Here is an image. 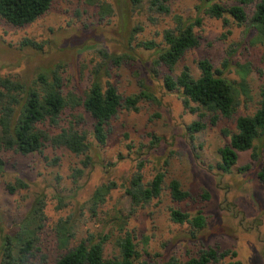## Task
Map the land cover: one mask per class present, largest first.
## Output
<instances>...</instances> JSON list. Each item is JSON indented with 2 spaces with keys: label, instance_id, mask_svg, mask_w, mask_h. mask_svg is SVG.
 <instances>
[{
  "label": "rangeland",
  "instance_id": "obj_1",
  "mask_svg": "<svg viewBox=\"0 0 264 264\" xmlns=\"http://www.w3.org/2000/svg\"><path fill=\"white\" fill-rule=\"evenodd\" d=\"M257 2L244 6L247 19L242 25L229 14L209 17L201 0H166L168 12L151 9L150 0H143L141 8L127 0H52L29 24L14 26L0 18V76L32 85L40 71L58 65L64 92L82 93L99 80L114 85L122 98L146 94L137 110L121 107L111 118L103 145L92 135L94 120L87 112H64L62 126L72 123L86 133L87 166L83 155L62 148L45 147L28 155L0 150V245L41 199L44 219L32 264H53L87 240H103V256L112 258L119 254L117 240L127 234L141 255L137 264H178L207 247L236 252L233 258L209 264H264V184L257 179L264 137L254 142V150L238 152L228 172L217 168L218 149L229 141L223 131L236 132V118L255 112L264 87V39L251 21ZM191 23L199 45L170 70L155 64L165 46V31ZM150 43L154 46L148 47ZM201 59L235 83L231 118L203 109L190 112L181 93L165 87L164 75L176 76L185 67L198 77ZM194 121L205 127L190 133L187 126ZM158 171L165 174L161 195L135 206L126 193L131 179L138 174L148 183ZM17 179L26 186L10 193L6 186ZM171 179L180 182L188 197H170ZM171 209L191 216L200 211L205 226L175 223Z\"/></svg>",
  "mask_w": 264,
  "mask_h": 264
},
{
  "label": "trees",
  "instance_id": "obj_2",
  "mask_svg": "<svg viewBox=\"0 0 264 264\" xmlns=\"http://www.w3.org/2000/svg\"><path fill=\"white\" fill-rule=\"evenodd\" d=\"M127 1L134 8L143 7V0ZM165 1L150 0V8L158 12H168ZM201 1L209 17L222 18L225 14H229L238 25H242L247 19L244 6L253 0H237V4L228 7L211 0ZM51 3L52 0H0V18L14 26L26 25L43 15ZM251 21L264 39V0H258L255 4ZM194 23L199 24L200 19H196ZM164 40L165 46L158 52L154 63L164 65L169 70L187 50L199 45L192 23L179 26L175 30H166ZM147 45L154 46L152 43ZM197 66L200 70L198 77H193L187 67L176 76L165 74L163 77L165 87L168 90H178L184 107L190 112L203 109L231 118L238 94L235 83L225 78L219 70L214 69L208 59L199 60ZM58 69L59 66L55 65L49 70L40 71L32 85L26 84L20 78L0 76V150H12L21 155H28L40 152L45 147L62 148L76 156L83 155L82 164L87 166L90 143L86 133L72 123L62 126L64 112L68 109L87 112L94 120L92 135L97 143L103 145L106 142L107 126L111 118L121 107L137 110V102L146 94L141 92L138 95L122 98L114 85L110 82L102 85L99 80L93 81L82 93L73 90L64 92ZM259 96V106L252 115H241L236 118V132L229 134L227 130L223 131L224 134L229 135V141L218 149L220 155L218 170L228 172L236 164L238 152L254 150V142L264 137V87L260 90ZM216 117L211 120L213 124ZM204 127L203 123L194 121L187 126V130L193 133ZM252 157H255L254 154ZM260 165L257 179L264 184V157ZM248 168L249 165H246L241 169ZM76 173L80 176L82 171L77 170ZM164 176V172L158 171L148 183H143L140 175L134 176L129 188L126 189L134 205L139 206L159 198L164 187ZM25 186L24 182L17 179L15 184H7L6 188L13 193L17 188ZM167 189L174 201H182L188 197V192L181 188L180 182L176 179L169 181ZM96 193L100 194V191ZM42 207V200L36 199L26 218L2 237L0 264H32L31 258L37 248L38 233L44 219ZM169 215L173 222H188L196 229L203 228L206 222L200 211L191 216L179 209H171ZM116 245L119 249L118 256L105 258L103 240L94 242L87 240L66 251L53 264H137L139 262L141 255L128 234L119 238ZM227 256L233 258L236 252L230 250L218 252L213 247H207L178 264L217 263ZM174 263L173 261L166 264ZM224 264H239V261L228 260Z\"/></svg>",
  "mask_w": 264,
  "mask_h": 264
}]
</instances>
